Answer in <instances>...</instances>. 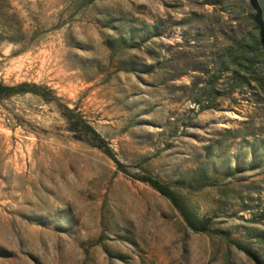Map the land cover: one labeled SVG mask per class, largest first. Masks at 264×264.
<instances>
[{
    "label": "rangeland",
    "instance_id": "374dc122",
    "mask_svg": "<svg viewBox=\"0 0 264 264\" xmlns=\"http://www.w3.org/2000/svg\"><path fill=\"white\" fill-rule=\"evenodd\" d=\"M262 23L264 0H0V264H264V45L249 82L222 66Z\"/></svg>",
    "mask_w": 264,
    "mask_h": 264
},
{
    "label": "trees",
    "instance_id": "16d2710c",
    "mask_svg": "<svg viewBox=\"0 0 264 264\" xmlns=\"http://www.w3.org/2000/svg\"><path fill=\"white\" fill-rule=\"evenodd\" d=\"M262 45H264V23H262L260 27V37L257 40L255 46L253 47L254 51H251L252 47L247 39H244L234 45L228 46L225 49L222 59L223 72L232 71L235 78H239L243 75L245 81L249 82L247 78H252L254 74L258 71L260 63L259 61H257L255 54L257 52V48L261 47ZM18 89L19 88L16 86H9L0 82V100L11 97L14 94L18 93ZM86 126L91 129V131L95 135L98 136L94 129H92L89 125ZM99 147L104 149L107 154H111L110 150L104 147L103 145H100ZM139 180L148 183L161 195L168 198L178 209V211L188 223V225L196 229V227L192 223L188 210L180 202L176 194L167 185H165L158 179L148 175L139 177ZM211 219V217H208L205 221L204 227L197 230H207V224Z\"/></svg>",
    "mask_w": 264,
    "mask_h": 264
},
{
    "label": "bare ground",
    "instance_id": "6f19581e",
    "mask_svg": "<svg viewBox=\"0 0 264 264\" xmlns=\"http://www.w3.org/2000/svg\"><path fill=\"white\" fill-rule=\"evenodd\" d=\"M229 116H230L231 118L235 117V116H234V115H232V114H230Z\"/></svg>",
    "mask_w": 264,
    "mask_h": 264
}]
</instances>
